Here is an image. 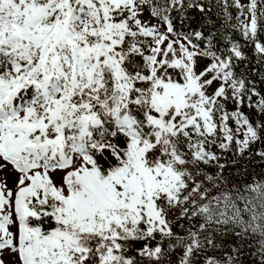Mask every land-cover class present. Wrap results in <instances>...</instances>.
I'll return each instance as SVG.
<instances>
[{
  "label": "snow or ice",
  "instance_id": "6c2138e0",
  "mask_svg": "<svg viewBox=\"0 0 264 264\" xmlns=\"http://www.w3.org/2000/svg\"><path fill=\"white\" fill-rule=\"evenodd\" d=\"M0 264H264V0H0Z\"/></svg>",
  "mask_w": 264,
  "mask_h": 264
},
{
  "label": "trees",
  "instance_id": "16d2710c",
  "mask_svg": "<svg viewBox=\"0 0 264 264\" xmlns=\"http://www.w3.org/2000/svg\"><path fill=\"white\" fill-rule=\"evenodd\" d=\"M259 170V169H258Z\"/></svg>",
  "mask_w": 264,
  "mask_h": 264
}]
</instances>
